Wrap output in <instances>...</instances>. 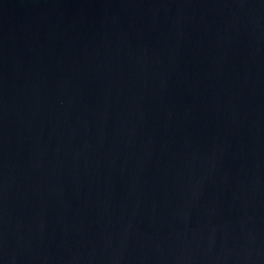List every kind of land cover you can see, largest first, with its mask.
<instances>
[{
    "label": "water",
    "instance_id": "95a60500",
    "mask_svg": "<svg viewBox=\"0 0 264 264\" xmlns=\"http://www.w3.org/2000/svg\"><path fill=\"white\" fill-rule=\"evenodd\" d=\"M0 264H264V0H0Z\"/></svg>",
    "mask_w": 264,
    "mask_h": 264
}]
</instances>
